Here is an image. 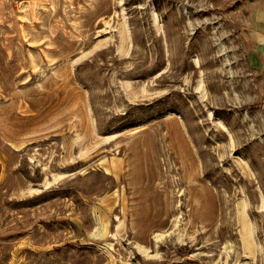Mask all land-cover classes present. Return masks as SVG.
Returning <instances> with one entry per match:
<instances>
[{"label":"rangeland","instance_id":"1","mask_svg":"<svg viewBox=\"0 0 264 264\" xmlns=\"http://www.w3.org/2000/svg\"><path fill=\"white\" fill-rule=\"evenodd\" d=\"M0 264H264V0H0Z\"/></svg>","mask_w":264,"mask_h":264}]
</instances>
